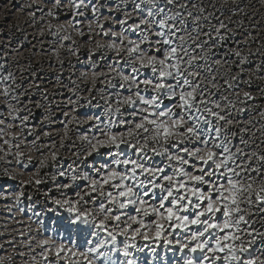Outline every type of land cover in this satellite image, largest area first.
Masks as SVG:
<instances>
[{
    "label": "clouds",
    "instance_id": "clouds-1",
    "mask_svg": "<svg viewBox=\"0 0 264 264\" xmlns=\"http://www.w3.org/2000/svg\"><path fill=\"white\" fill-rule=\"evenodd\" d=\"M91 3L0 0V264H264V0Z\"/></svg>",
    "mask_w": 264,
    "mask_h": 264
},
{
    "label": "snow or ice",
    "instance_id": "snow-or-ice-1",
    "mask_svg": "<svg viewBox=\"0 0 264 264\" xmlns=\"http://www.w3.org/2000/svg\"><path fill=\"white\" fill-rule=\"evenodd\" d=\"M60 2H61V4H63L65 2V0H60ZM110 2H111V0H110ZM190 2H191V0H190ZM49 3H55V0H49ZM101 3H103V0H101ZM94 5H95V0H92V3L88 6L89 9H90V11L88 13L89 17H94L95 16L96 8L94 7ZM80 7H81V5L79 3H76V9H77V11L80 10ZM185 7H187V6H185ZM59 12H60V9L57 8V14H59ZM68 15L71 16L72 13L69 12ZM109 15H111V14L109 13ZM80 19H81L80 17H77L76 18L77 22ZM116 19L117 20H120V23L121 24H127V23H129V21L123 20L119 15H117ZM177 23H179V20H177ZM217 23L218 24H222L223 22L222 21H217ZM188 26L191 27V23L190 22H189V25ZM101 27L104 28V29H107V28L111 27V22L110 21H105L104 24L101 25ZM116 27L119 28L120 27V24L116 25ZM139 27H143V25H139ZM158 27L162 28V35L164 33L177 31V29L175 27H173L171 29H169V28H167V27H165L163 25H158ZM126 30L131 31L132 32V35L133 36H136L138 38L141 37V36H143V33H139L138 34L137 31L134 30V29H126ZM206 31H208V32L218 31L220 33V35H218V36H212L210 38L209 42L210 43L219 42L220 43V47H221V51H224L226 49V47L228 46L229 40L231 39L230 36L224 34L225 33V29L223 27H221L219 29H211V28H208V29H206ZM102 34L108 35V33H106V32L105 33H102ZM159 38L160 37H153V39H159ZM83 39L87 40L88 37L87 36H84ZM168 46H169L168 38L166 37L165 38V47H168ZM0 49H2V46H0ZM155 51H156V55L157 56L163 55L162 51H159V50H155ZM173 51H175L174 48H173ZM236 55H238V54H236ZM96 58H97V54H93L92 59L95 60ZM225 58H228V57L226 56ZM170 59H171V57H170ZM262 67H264V65H262ZM159 75H160L161 78H163V75L164 74L163 73H160ZM241 75L243 76V73ZM217 96H219V93H217ZM245 96L247 98L246 99V102L247 101H251V102L255 103L257 101V99H259L261 101H264V97L257 98L255 96H250L248 92L245 93ZM25 99H27V97H25ZM33 99H35V97H33ZM180 99L183 100V97H180ZM37 113L39 115H42L43 114V113H40V111H37ZM38 114H34L33 117H32V119L33 120H38ZM247 114H248V110L247 109H244V115L247 116ZM60 115L61 116H64L66 114L63 113V112H61ZM149 115H152V114L150 113ZM161 115H164V113L161 112ZM57 126H61L62 127L63 125H59L58 124ZM43 127H46V126H42V130H43ZM164 131H165V134L168 133L167 127H165ZM31 138L32 137L29 136V139H31ZM48 139H52V137L49 136ZM236 143H241V141L239 140V138H237L236 140L233 141V144H236ZM193 147H195V145H193ZM221 151H227V149L222 148ZM157 158H159V157H157ZM125 163L127 164V162H125ZM132 163H135V162L133 161ZM202 163H205L208 167L211 166V160H209V161H202ZM120 166L123 167L124 165H120ZM262 166H264V161H262ZM191 170L192 169H191V167L189 165V171H191ZM204 170L206 171L207 168H205ZM168 171H171V169H168L167 171L162 170V175L167 176V172ZM200 171H201L200 169H197V172L198 173ZM217 174L219 175L220 173L218 172ZM230 174H231V169H229V175L223 176L222 177V180L223 181H230ZM245 174H247V173H245ZM255 174H256L255 173V169H253L252 175H255ZM115 175H116V173H111L109 175V177L104 178V183L107 184L108 183V180L111 179L112 177H114ZM200 179H201V177L199 175L193 177V181H195L197 183L200 181ZM205 179H209V178H205ZM36 183L38 185L41 184V182L39 180L36 181ZM80 183H86V181H80ZM157 183H158V181H157ZM183 188H184V185L181 184L179 186V189H183ZM179 189H178V191H179ZM207 190H208V186L205 185L204 188H203V191H207ZM0 191H2V189H0ZM156 193H157V195H156V198L157 199H162L166 205H172V206H169V207H166L165 208V211L168 213L169 218H171L172 215L174 214V206L177 205V204H179L180 201L179 200H175V199L172 198L173 197V193L171 191H166L164 189H157L156 190ZM142 194L145 197H148V196H152L153 195V193L150 192V191H148L147 188H145V190H144V192ZM89 195H92V194L90 193ZM119 195L121 197H124L126 195V193L123 192V191H120L119 192ZM219 195L220 196H223V193L221 192ZM216 196H217V194L215 192H213L211 198L214 199V198H216ZM234 196H235V193H233V197ZM181 199H183V197ZM200 201L202 203L208 204V201L204 200L203 197H200ZM65 203H67V201H65ZM260 203H261L262 206H264V198H261L260 199ZM57 204H59V201H57ZM189 207H191V203H189ZM67 211L72 212V213H77L78 212V208L75 207V206H73V207L68 208ZM208 212H209V214H211V212H212V205L211 204H208ZM26 214H27V212H26ZM196 215H198V216L206 219V217H204V214L203 213H194V216H196ZM261 215H264V212H261ZM81 216H86V213H80L79 216H77V222L79 221V219H80ZM219 217H220V209H217L216 210V218L219 219ZM195 222L196 221L194 220V223ZM208 227L211 228V229H213V230H215L216 225L213 223V224H209ZM228 228H230V225L227 222H225V224L223 225V228H221V232L224 233L223 239L225 241H228V240L231 239V232H226L225 231ZM212 239L215 240L216 238L215 237H212ZM71 243H72V241L69 240L68 241V244L71 245ZM228 246L229 245H227V244H225L224 246H220L219 243H217L216 251H218L220 253H223L225 251V247H228ZM196 247L203 248L204 245L201 244V245H198ZM196 247L193 248V251L196 250ZM41 249L43 250V256H42V258L44 259V261L46 262V264H50V262L52 261L53 258L47 255L48 242L46 240L41 241ZM208 251H212V248H208ZM55 254L57 256H60V255L67 256V255L71 254L73 257H75L77 255L76 252H73L72 251V248L70 246L68 248H65V245H64L63 242H61L60 245L55 248ZM59 264H65V262L64 261H60ZM243 264H256V260H255L254 257L253 258H249V259L245 260L243 262Z\"/></svg>",
    "mask_w": 264,
    "mask_h": 264
},
{
    "label": "rangeland",
    "instance_id": "rangeland-1",
    "mask_svg": "<svg viewBox=\"0 0 264 264\" xmlns=\"http://www.w3.org/2000/svg\"><path fill=\"white\" fill-rule=\"evenodd\" d=\"M19 5H17V7H18ZM62 18H64V19H67V18H70V16L68 15V16H64V17H62ZM37 111H39V110H37ZM3 190V189H2ZM4 202H6V201H0V203H4Z\"/></svg>",
    "mask_w": 264,
    "mask_h": 264
}]
</instances>
